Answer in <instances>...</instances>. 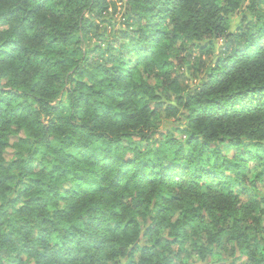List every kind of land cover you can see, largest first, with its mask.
Segmentation results:
<instances>
[{"label":"trees","instance_id":"16d2710c","mask_svg":"<svg viewBox=\"0 0 264 264\" xmlns=\"http://www.w3.org/2000/svg\"><path fill=\"white\" fill-rule=\"evenodd\" d=\"M263 5L0 0V264H264Z\"/></svg>","mask_w":264,"mask_h":264},{"label":"rangeland","instance_id":"374dc122","mask_svg":"<svg viewBox=\"0 0 264 264\" xmlns=\"http://www.w3.org/2000/svg\"><path fill=\"white\" fill-rule=\"evenodd\" d=\"M249 2H250V0H241V3H242L241 9H239L237 14H235L232 17L231 31H235L236 28L238 27V25L240 24V22L243 18V13L245 12V9L248 6ZM262 7L264 9V5ZM116 19L120 20L121 17H116ZM1 29H2V27H1ZM194 51L195 50H193L192 53ZM184 52H188V51H184ZM194 55L195 56L198 55V52L195 51ZM179 62L176 64L177 65V67H176L177 72H180L182 78L185 79V85H189V86L192 85L193 86V85L197 84V82H192V80H191L192 78H194L193 77L194 76L193 73L195 71L193 68L194 63L189 62L188 64H185L183 61H181L179 64ZM177 128H179V123L176 119H169V120L164 119L163 122L159 125V133H166V132H172L173 131L177 136H179L180 134L176 130ZM159 136L160 135H155V139L159 140L161 138ZM25 137H26L25 133H23V132H20L18 135H13L11 137V143L13 144L16 141H18V139L25 138ZM233 151L234 150H228L227 151V155L229 158H231L233 156ZM12 156H13V150L9 149L7 154H6V158L9 160L12 158ZM234 169L232 168L230 170H224L223 171V175L225 176V178H228V180L229 179L232 180V182H235L234 178L236 176ZM253 169H257V168L254 166ZM254 174H255V172L253 170L252 172H249V173L245 174V176L241 177V180L247 179L248 177H250V178H248V181H251L253 179ZM220 182H221V179H216L215 181L209 182L208 185H211L214 187V186H217L218 184H220ZM237 183H239V182L234 183V185ZM237 186L238 185H236L235 188H237ZM226 187L229 188V185H227ZM260 190L264 194V187H261ZM249 195H251V193H249ZM223 259L225 261H228V262H231L233 260V258L229 254H225L223 256ZM239 262H241V260H239L238 263ZM192 263H193V260H188V264H192ZM195 263L196 264H217V263H214L213 261H211L210 259H208L206 261H202V262L195 260L194 264Z\"/></svg>","mask_w":264,"mask_h":264}]
</instances>
